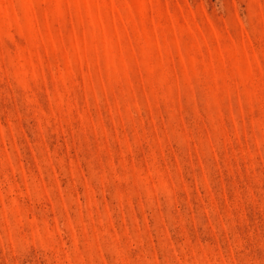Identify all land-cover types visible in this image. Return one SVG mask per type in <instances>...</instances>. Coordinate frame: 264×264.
<instances>
[{"label":"rangeland","instance_id":"obj_1","mask_svg":"<svg viewBox=\"0 0 264 264\" xmlns=\"http://www.w3.org/2000/svg\"><path fill=\"white\" fill-rule=\"evenodd\" d=\"M0 264H264V0H0Z\"/></svg>","mask_w":264,"mask_h":264}]
</instances>
